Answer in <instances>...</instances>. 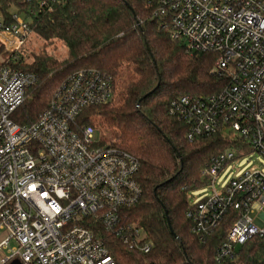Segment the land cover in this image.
<instances>
[{
	"label": "built area",
	"instance_id": "2783aa9c",
	"mask_svg": "<svg viewBox=\"0 0 264 264\" xmlns=\"http://www.w3.org/2000/svg\"><path fill=\"white\" fill-rule=\"evenodd\" d=\"M189 54L218 56L215 72L228 84L216 95L180 97L169 114L187 126L190 142L221 128L235 140L204 172L211 193L192 204L193 234L206 242L230 218L218 262L235 260L252 239L264 240V171L252 169L216 187L228 168L255 153L264 158V0H150ZM58 0H0V264H117L105 236L148 255L147 234L122 218L143 190L139 162L77 126L90 107L113 101L112 77L80 70L58 90L39 120L12 117L39 78L13 66L31 37L34 17ZM3 53L10 54L5 60ZM251 150L247 152L246 149ZM264 264V260L262 262Z\"/></svg>",
	"mask_w": 264,
	"mask_h": 264
},
{
	"label": "trees",
	"instance_id": "16d2710c",
	"mask_svg": "<svg viewBox=\"0 0 264 264\" xmlns=\"http://www.w3.org/2000/svg\"><path fill=\"white\" fill-rule=\"evenodd\" d=\"M154 9L150 0H58L53 12L36 15L33 33L47 46L60 41L67 53L58 59L43 49L29 65L23 57L9 63L39 78L12 119L18 125L38 121L62 85L80 70L112 77L115 95L118 81L129 69L118 102L90 107L77 119L79 127L90 125L111 133L113 140L107 143L139 162L137 180L143 194L136 205L122 211V218L141 228L154 250L142 255L106 235L116 263L262 264L264 240L258 238L249 241L235 260L217 261L230 218L206 242L193 234L189 196L205 187L204 172L235 140L221 128L190 142L187 126L169 114V106L184 96L219 94L228 81L215 72L217 55L189 54L183 40L175 39L163 21L154 18Z\"/></svg>",
	"mask_w": 264,
	"mask_h": 264
},
{
	"label": "rangeland",
	"instance_id": "374dc122",
	"mask_svg": "<svg viewBox=\"0 0 264 264\" xmlns=\"http://www.w3.org/2000/svg\"><path fill=\"white\" fill-rule=\"evenodd\" d=\"M43 49H45V52L48 56H52L58 59L64 58L67 53L66 48L60 41H54L52 45L47 46L45 45L44 41L40 39V37L32 33L26 45L22 48L20 55L21 57L24 58L25 64L29 65L33 62V56L40 54V52ZM1 57L7 60L10 57V54L3 53ZM129 73H130V70L126 69L124 71V74L121 76L120 80L118 81V85H117L118 88L113 98L115 103L119 101L121 97V93L125 89V86L128 82ZM96 139L102 140L104 143H107V141L113 140V136L111 135V133L97 128ZM255 168L264 171V158L257 153H255L251 157L247 156L245 159L238 161L235 164V166H232L228 168L227 170H225L219 176L216 187L218 188V190H220V187L223 184L227 183L233 178L239 177L245 171L252 170ZM210 193H211V190L208 187H201L199 190L194 191L190 194L189 196L190 203L194 204L195 202H198L202 198L208 196ZM263 214H264V209H263ZM259 215H260L259 213H256L253 216L257 218L259 217L257 219V224L258 226H263L264 220L260 218ZM1 257H4V252L2 251H0V258Z\"/></svg>",
	"mask_w": 264,
	"mask_h": 264
},
{
	"label": "water",
	"instance_id": "95a60500",
	"mask_svg": "<svg viewBox=\"0 0 264 264\" xmlns=\"http://www.w3.org/2000/svg\"><path fill=\"white\" fill-rule=\"evenodd\" d=\"M12 264H20L19 262H13Z\"/></svg>",
	"mask_w": 264,
	"mask_h": 264
}]
</instances>
